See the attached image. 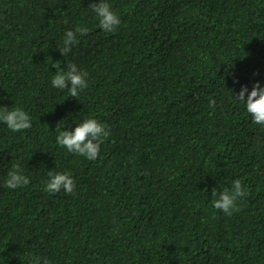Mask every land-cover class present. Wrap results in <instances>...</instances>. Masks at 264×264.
I'll use <instances>...</instances> for the list:
<instances>
[{
    "label": "trees",
    "instance_id": "16d2710c",
    "mask_svg": "<svg viewBox=\"0 0 264 264\" xmlns=\"http://www.w3.org/2000/svg\"><path fill=\"white\" fill-rule=\"evenodd\" d=\"M105 2L111 32L100 0H0V107L32 124L0 122V264H264V125L235 99L264 88V0ZM56 62L88 74L77 97L52 86ZM89 118L110 132L95 161L56 142ZM13 165L28 185L5 187ZM48 171L74 192L45 191ZM237 179L229 216L211 194Z\"/></svg>",
    "mask_w": 264,
    "mask_h": 264
},
{
    "label": "clouds",
    "instance_id": "9594fccd",
    "mask_svg": "<svg viewBox=\"0 0 264 264\" xmlns=\"http://www.w3.org/2000/svg\"><path fill=\"white\" fill-rule=\"evenodd\" d=\"M89 7L97 15L99 27L102 30L111 32L120 25L118 14L105 0H100L98 4L91 3ZM87 32L86 27L68 31L63 40V48L59 51L61 55L69 54L72 51V46L79 43L77 35L84 36ZM51 65L57 69L51 81L54 88L61 91L67 89L71 97H77L80 91L87 88L88 74L79 70L74 63H68L66 68H61L60 62ZM246 93L247 99H245ZM235 99L245 104L246 111L251 115L253 123L264 125V88H261L259 83L253 86L250 93L247 87H242ZM210 104L214 105L215 101L210 100ZM0 122H3L8 129L14 132L32 127L29 114L20 107H12L11 110L7 107H0ZM64 126V121H62L56 127L57 144L68 152L84 156L91 161H95L99 157L101 144L110 135L107 126L94 118L83 120L75 127L74 131H62ZM48 176L50 179L45 186V191L48 193L58 194L63 191L65 194L71 195L74 192L76 182L71 173L48 171ZM29 183V178L22 173L19 165H13V170L8 172L5 180V187L15 189ZM246 195L247 190L243 187L242 181L237 179L232 182L231 189L212 190L211 196L214 197L212 206L230 216L234 211H239L236 202ZM31 264H50V262L46 258L42 260L40 257H33Z\"/></svg>",
    "mask_w": 264,
    "mask_h": 264
}]
</instances>
